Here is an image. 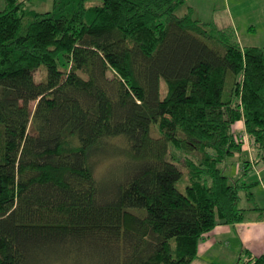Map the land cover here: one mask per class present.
Wrapping results in <instances>:
<instances>
[{
  "label": "trees",
  "instance_id": "16d2710c",
  "mask_svg": "<svg viewBox=\"0 0 264 264\" xmlns=\"http://www.w3.org/2000/svg\"><path fill=\"white\" fill-rule=\"evenodd\" d=\"M4 1L0 264H191L243 221L251 184L222 165L245 145L239 120L264 159L263 48L176 13L186 0Z\"/></svg>",
  "mask_w": 264,
  "mask_h": 264
},
{
  "label": "crops",
  "instance_id": "0c3cea01",
  "mask_svg": "<svg viewBox=\"0 0 264 264\" xmlns=\"http://www.w3.org/2000/svg\"><path fill=\"white\" fill-rule=\"evenodd\" d=\"M4 6L5 1L0 0V10ZM182 7V15L191 10L196 20L212 21L218 29H233L242 47L264 49V0H186ZM234 129L238 137L248 140L243 120L237 121ZM242 149L249 156L247 168L244 164L236 165L233 177H240L242 172L254 170L257 166L261 168L255 176L256 181L249 183L240 177L244 183L251 184L248 188L251 195L247 189L240 191L239 206L245 209L244 219L235 224H218L209 231L199 241L197 255L191 264H234L243 250L253 255L264 253V197L261 195V191L264 193V159H260L250 145V138ZM226 166L230 167L229 162Z\"/></svg>",
  "mask_w": 264,
  "mask_h": 264
},
{
  "label": "rangeland",
  "instance_id": "374dc122",
  "mask_svg": "<svg viewBox=\"0 0 264 264\" xmlns=\"http://www.w3.org/2000/svg\"><path fill=\"white\" fill-rule=\"evenodd\" d=\"M26 2H27L28 7L33 8V9L38 10V11L51 10L54 7V0H26ZM100 2H101V0H88L86 2V5L87 6H91V5L99 4ZM182 8H183L182 5L178 6L177 9H176V13L182 15L181 14ZM45 77H46V66L45 65H41L38 68V70L36 71V73H35V79H36V81H41L42 79H45ZM161 85H162V89H163L162 93L164 94L165 91H166L165 82L162 81ZM35 104H36V101L30 102L29 106H30L31 112L34 110ZM29 130L33 131V125H32L31 122H30V125H29ZM246 137H247L248 140L245 139V141L248 144L249 143V136L247 135ZM178 155L180 156L179 165L182 168L183 172L185 173L187 169L184 166V160H183L184 159L183 158L184 154L182 152H178ZM247 159H249L247 151H245V149H241V151L236 153L234 156L228 158V160L222 165V167H224L223 168L224 173L229 175V176H233L232 173L234 171V167L236 165L243 166L245 160H247ZM112 162L113 161L110 160V159H107V160H104V161L100 162V164L98 165V170L103 171ZM228 162L230 164V167L226 166V164ZM260 170H261V168L259 166H257L254 170L251 169V170H248L247 172H242L241 174H239V176L242 179H245L247 182L250 183V182H253V181L257 180V178H255V176L257 175V173L259 174ZM105 175H106L107 178L109 177L108 180H111L114 177V175H115V168L114 167L108 168V170L105 172ZM263 175H264V172H263ZM258 184H259V182L255 183L256 186ZM178 187L181 190H184V187H185V180L184 179H181L180 182H178ZM255 188H254V191H255ZM256 190H257V188H256ZM261 195L264 197V193H262V191H261ZM249 213L250 212L247 213V216L249 215Z\"/></svg>",
  "mask_w": 264,
  "mask_h": 264
}]
</instances>
